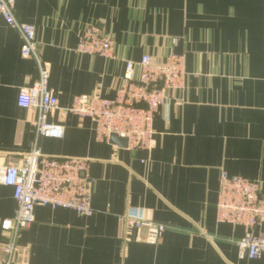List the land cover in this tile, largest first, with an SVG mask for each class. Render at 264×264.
Wrapping results in <instances>:
<instances>
[{
    "label": "crops",
    "instance_id": "1",
    "mask_svg": "<svg viewBox=\"0 0 264 264\" xmlns=\"http://www.w3.org/2000/svg\"><path fill=\"white\" fill-rule=\"evenodd\" d=\"M14 14L36 28L59 105L48 122L65 133L38 136L37 113L18 106L38 67L0 15V165L34 147L86 160L94 209L83 217L36 207L14 264H264L240 259L235 244L259 229L216 221L222 172L260 181L264 193V0H15ZM93 24L111 37L112 58L78 52ZM144 54L183 55L184 88L156 115L150 152L99 142L90 119L66 110L78 96L114 99L127 62ZM16 210L12 189L0 185V258L9 238L1 225ZM144 212L166 226L156 245L134 240L124 224Z\"/></svg>",
    "mask_w": 264,
    "mask_h": 264
},
{
    "label": "built area",
    "instance_id": "2",
    "mask_svg": "<svg viewBox=\"0 0 264 264\" xmlns=\"http://www.w3.org/2000/svg\"><path fill=\"white\" fill-rule=\"evenodd\" d=\"M15 0H0V15L22 39L21 55L34 59L38 79L20 89L18 106L37 113L35 123L38 136L61 139L65 129L48 122V117L59 109L58 100L49 87L50 65L40 56L36 28L18 21L14 14ZM78 52L89 56L112 58L114 46L111 37L97 24L82 33ZM139 74L135 75V68ZM185 58L171 54L160 61L149 54L135 64L127 62L122 87L112 100L100 96L75 97L67 109L74 115L90 119L97 140L110 143L113 135L127 140L130 150L150 152L153 147L154 120L166 105L169 94L184 88ZM89 162L70 157H48L38 147L15 164L0 165V185L11 188L17 204L12 219L2 223L8 235L0 264H14L17 240L34 222L36 207H49L76 212L83 217L94 214L92 207ZM124 224L134 233V240L149 245L160 242L166 226L153 221L148 212L141 216H124ZM216 221L242 227L247 234L235 242L240 259H259L264 256V193L260 181L222 172L216 205Z\"/></svg>",
    "mask_w": 264,
    "mask_h": 264
},
{
    "label": "water",
    "instance_id": "3",
    "mask_svg": "<svg viewBox=\"0 0 264 264\" xmlns=\"http://www.w3.org/2000/svg\"><path fill=\"white\" fill-rule=\"evenodd\" d=\"M110 144H113V145H116V146H119V147H123V148H127V140L126 139H122V138H118L115 135H113L111 137Z\"/></svg>",
    "mask_w": 264,
    "mask_h": 264
}]
</instances>
